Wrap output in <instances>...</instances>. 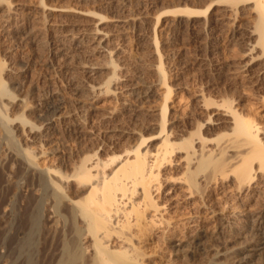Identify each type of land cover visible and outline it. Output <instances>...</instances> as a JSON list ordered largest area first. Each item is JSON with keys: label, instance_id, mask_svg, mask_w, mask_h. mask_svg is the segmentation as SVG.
Masks as SVG:
<instances>
[{"label": "rangeland", "instance_id": "1", "mask_svg": "<svg viewBox=\"0 0 264 264\" xmlns=\"http://www.w3.org/2000/svg\"><path fill=\"white\" fill-rule=\"evenodd\" d=\"M4 2L0 0V14L4 13L8 4L17 9V14L9 25L16 26L15 28L20 27L18 28L20 36L16 39L9 37L4 31L6 27L0 26V63L2 66L11 64L14 68L16 66V70H22L24 77L26 76L24 79L26 86L33 83L32 85L36 87L31 95L28 94L29 97L25 93L26 88L25 92L19 93V96L17 93V96L24 99L26 97L25 100L36 103L38 94L42 95L54 88L57 91L60 90L59 93L62 92L63 95L60 96L66 95L65 97L69 96L68 98L72 100L66 103L69 105L66 106L68 110L71 109V114L73 113L71 122L70 120L61 122L63 125L59 123L60 125L52 130L53 140L47 144L49 148L58 149L62 158L68 157L69 151H72L74 153L72 155L75 156L78 149H84L95 158L105 159L113 153L119 154L124 148L135 146L141 136L149 137L157 134L160 129L154 126L157 124V116H153V113H161L160 108L165 101L168 87L171 90L168 104L171 107L172 120L167 124L166 134L176 143L187 138V134L192 131H194L192 139L206 138L207 147L204 148L205 151L203 149L197 153V160L202 157V154L209 155L215 160L221 159L222 149L231 145L234 139L225 125L206 124L208 117H215V104L218 106L230 102L233 109L245 110L246 114H253V116L255 113V118L257 117L264 125V74L262 78L256 77L252 81L243 77V73L251 68L264 71L263 57L249 60L247 56V43L256 42L260 34L258 15L253 7L255 4L253 0H10L9 2L6 0L8 4ZM213 2L216 5L206 12L205 10ZM188 9L203 13H195L193 17L187 11ZM89 13L106 17L107 22L104 27L110 32L112 30L115 35L114 40H117L114 44L118 43L119 47L122 45L120 47L122 55L120 54L119 58L124 65L126 64L125 68L128 67L125 73L129 80L131 79L130 82L140 86L138 84L149 80L158 86L151 98L140 103L138 112H135L134 106L124 109L120 102L118 104V99L106 96V99L103 97L100 101V106L103 109L111 108L113 112L116 110L114 118L110 121L100 116L103 114L102 110H91V108H82L77 105L78 101L75 102V100L78 98L71 94V88H74L76 84V87L84 85L86 76H83L84 73L79 70V64L83 60L84 62L87 59L90 60L91 55L84 50L86 48H80L81 51L77 48L74 50L75 47L68 46L67 43L68 50L73 48L70 51L65 50L69 53L66 52L65 54L69 56H65L70 61L65 62L64 56L58 59L54 53L58 45L54 37L58 33L71 30L73 24L82 25L94 20L93 14L90 17L83 15ZM118 15L126 16L128 21L123 26L120 25L121 27L113 22ZM219 15H222L223 19L219 22L214 21L215 18L220 17ZM119 30L121 33L117 35L115 32ZM249 30L256 32L254 38H248ZM32 31L38 32V39L41 40L39 44L32 41ZM156 40L160 42L159 49L153 45ZM258 52L259 49H256L254 56ZM60 60L61 62L58 63ZM150 63L156 65L162 63L166 73L145 70ZM231 70H238L239 77H231L229 74ZM76 80L80 82L77 83ZM8 90L12 92L10 87ZM14 95L16 96V92ZM208 101L211 104L214 102V107L209 113L203 111L201 107ZM1 111L5 113L2 108ZM16 112L21 114L23 111L15 108L14 111L7 113L11 116ZM28 114L26 112L25 116L32 115L28 118L29 120L32 119L34 123L38 121L33 114ZM196 128L198 131H195ZM117 130L136 133V135L130 134L123 139L119 137V133L118 135L114 133ZM195 132L198 133V137ZM5 135L4 132L0 133V229L8 228L13 222L12 213L21 216L29 204L38 200L41 194L37 187L30 185L31 172L22 170L20 157L8 146ZM16 144L20 148L26 147L21 140L16 141ZM156 144H158L157 140L148 141L142 150L149 149L154 152ZM195 146L198 147V145ZM64 149L67 151L65 152ZM237 151V148L231 147L226 156H233ZM211 152L213 155H210ZM180 154L182 155L183 151L174 156L175 161L181 156ZM231 158L224 159L229 162ZM232 159L229 163L225 162V166L221 168L216 169L210 166L207 171L199 175V179L205 178V182L200 187L202 192H199V189L196 190L195 197L192 199L193 204L185 201L173 211L174 213L164 210L160 213L166 219L172 218V224L167 226L169 232L162 224L161 229L157 227L153 234L144 237L141 242L138 238L135 239L137 244L140 243L144 249L146 248L145 251L148 254L146 258L149 259L150 264H233L240 258L233 259L234 255L246 251L258 241H260L259 248L262 250L248 252L249 255L247 258L244 257L242 263L260 264L262 262L261 264H264V231L262 235H259L261 231L256 226L258 216H264V169L260 171L259 178L253 181L254 183L242 186L237 175L231 171L236 163V160ZM39 161L42 164L45 163L43 158ZM227 164H231L232 167ZM55 165L58 164L55 163ZM171 167L168 165L167 168L172 169ZM62 170L67 169L64 167ZM215 171L216 176H214L217 182L212 175ZM171 172L174 177L183 176L181 170L172 169ZM211 176H213L212 180ZM50 203L51 201L45 203L44 214L49 226L48 230L52 233L58 226L59 230L62 226L55 223L56 218L52 211L54 208ZM14 209L15 212H13ZM164 231L166 234L163 233ZM219 231L222 232L219 233ZM256 233H259L258 236H254ZM219 252L224 255L220 256Z\"/></svg>", "mask_w": 264, "mask_h": 264}, {"label": "bare ground", "instance_id": "2", "mask_svg": "<svg viewBox=\"0 0 264 264\" xmlns=\"http://www.w3.org/2000/svg\"><path fill=\"white\" fill-rule=\"evenodd\" d=\"M3 1L6 2V0ZM9 1L7 0V2ZM253 1L255 3L253 7H255L254 9L258 15V31L260 34L257 41L255 40L256 42L247 43L249 60H253L255 57L256 59L259 57L264 58V0ZM8 5L4 13L0 14V26L6 27L4 31L7 36L16 39L20 36V27H18L19 29L15 28L16 26L11 27L9 23L17 14V9L11 7L10 4ZM215 5L213 2L205 11H210ZM187 11L193 17H195V13L202 12L192 9ZM92 14L83 15L90 17ZM219 16L214 21H221L225 15L223 14V18H221L222 15ZM93 17L94 20L89 23L73 24L71 30L56 34L54 38H56L58 45L54 49V53L58 59L64 56L65 62H67L66 60L70 61L67 59L69 55L65 53L73 49L68 50V47L66 48L67 43L68 46L73 45L74 50L76 48L79 50L80 48H86L84 50L90 53L91 59H87L85 62L81 60L82 62L79 64L81 69L77 67L82 70L83 76H86V81H83L85 83L80 87H76L77 80L74 81L76 85L71 88V94L78 98L75 100V102L78 101L77 105L82 108H91V110H102L103 114H100V116L102 115L101 117L104 116L111 121L116 114H114L116 110L113 112L111 108L103 109L100 106L103 97L105 99L106 96L116 98L119 100H117L118 104L120 102L124 109L134 106L135 112H138L140 103L151 98L158 86L155 82L145 79V81L138 84L140 86L130 82L131 79L129 80L128 75L125 73V69L128 70V67L125 68L126 64L124 65L119 58L122 55L120 49L122 45L120 47L117 46L118 43L115 45L114 42L117 39L114 40L115 35L112 30L110 32L104 27L105 22H107L105 16L94 13ZM113 22L116 25L123 26L128 21L126 16L119 17L118 15L115 16ZM121 31L115 33H121ZM254 36H256V32L249 30L248 38L251 39ZM38 38V32L32 31V41L39 44L41 40ZM153 43L159 49V40ZM66 49L68 51H65ZM256 49H259V52L254 56ZM62 64L64 65L63 62ZM162 66V63L160 65L150 63L145 67V70H155L165 74L166 72ZM256 69L251 68L249 71L244 72L243 77L247 78L248 81H252L256 77L262 78L264 71H256ZM19 70H16V66L14 68L11 64L2 66L0 63V133L4 132L6 134L4 138L8 141V146L14 149L17 156L20 157L22 170L31 172L29 176L30 185L37 187L41 194L38 200L29 204V207L21 216L12 213L13 222L8 228L3 227L0 229V264H150L149 259L146 258L148 255L145 251L146 248L144 249L140 243L137 244L135 239L138 238L141 242L144 237L150 236L159 227L161 229L162 224L165 225V230L169 232L167 226L172 224V218L166 219L160 213L163 210L174 213L173 211L178 209L179 205L185 201L193 204L192 199L195 197L196 190H200L205 182V178L199 179V175L203 171H207L210 166H214L216 169L221 168L226 163L231 162V157H233L236 160L235 165L233 167L230 166L231 164L227 165L232 167L231 171L237 175L242 186H249L259 178L260 171L264 169V125L257 117L255 118V113L253 116V114H246L245 110L233 109L230 102L218 106L215 104V107L214 102L212 105L209 101L207 104L201 105L205 112L209 113L212 107L216 110L215 117H208L206 124L211 123L213 126L225 125L231 132L229 134L233 135L231 137H234L231 145L226 147L223 145L222 152L221 149L219 150L224 158H231L229 162L222 156H220L221 159L215 160L204 154L197 160V153L207 147L206 138L198 137L197 132H195L198 137L196 140L192 139L194 132L192 131L181 142H173L170 136L166 134L167 124L172 120L171 107L168 104L171 94L170 87L167 89L165 101L160 108L161 113H153V116H157V124L154 126L160 129L157 134L149 137L141 136L135 146L123 147V151H120L119 154L113 153V155L106 156L105 159L95 158L84 149H78L75 156L68 149V157L64 156L63 159L58 149L49 148L47 144L53 140L52 130L60 125L59 123L72 119L73 113L71 114V109L68 110L66 107L69 106L66 103L72 100L68 98V95V97H65L66 95L60 96L63 95L62 92L60 94V90L57 91L54 88L47 90L48 92L42 95L38 94V97L34 96L37 98L36 103H30L29 100H25L26 97L25 99L19 98V93H22L25 88L26 92H24L27 95H31L36 88L32 85L33 83L26 86L24 80L26 76L24 77L23 71ZM239 73L238 70H231L229 74L231 77L236 78L239 77ZM251 83L254 84L255 82ZM8 87L12 92H9ZM55 88L57 89V87ZM15 92L16 96L18 93L17 98H19L17 102H15L17 99L14 95ZM1 108L5 113L1 111ZM15 108L23 112L21 114L16 112V114H10L12 117L9 116L7 112L14 111ZM26 112L33 114L38 121L34 123L31 121L32 119L29 120L28 118L32 115L25 116ZM200 125L202 126V124ZM197 128L200 129V127ZM197 128L195 131H198ZM114 133H119V137L122 138L130 134L136 135V133H127L123 130H117ZM17 139L23 141L26 147H18L16 144ZM156 140L158 144L155 145L154 152L149 149L142 150V147L148 141ZM195 145H198V147ZM231 147L237 148L238 151L235 155H228L229 157H227L226 155ZM181 151H183V154H180L181 156L175 161L174 156ZM40 158H43L45 163L42 164L39 161ZM55 163L58 165H55ZM168 165L172 166L171 168L175 171H183V176L174 177L172 172L170 173L172 169L167 168ZM63 166L67 170L63 171ZM215 174L216 171L212 175ZM213 176H211V180ZM214 180L216 181V177ZM207 182L209 183L208 180ZM203 195L201 194V196ZM48 201H51L50 205L51 207L53 205L52 208H54L52 211L56 218L55 223L62 226L60 230L58 226L52 233L48 230L49 226L44 214V206ZM13 212H15V209ZM263 218V215L258 216L256 221L257 229L261 231L260 234L258 233L259 235H262L264 231ZM221 232L219 231V233ZM258 234L256 233L254 236H258ZM259 242H254L246 251L234 255L233 259L240 258H238L237 263L234 262L233 264H243L244 257L247 258L249 253L262 250L259 248ZM219 255L224 254L219 252Z\"/></svg>", "mask_w": 264, "mask_h": 264}]
</instances>
